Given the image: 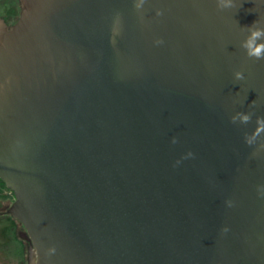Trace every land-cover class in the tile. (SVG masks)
Wrapping results in <instances>:
<instances>
[{"label": "water", "instance_id": "1", "mask_svg": "<svg viewBox=\"0 0 264 264\" xmlns=\"http://www.w3.org/2000/svg\"><path fill=\"white\" fill-rule=\"evenodd\" d=\"M20 3L0 178L33 264H264V0Z\"/></svg>", "mask_w": 264, "mask_h": 264}, {"label": "flooded vegetation", "instance_id": "2", "mask_svg": "<svg viewBox=\"0 0 264 264\" xmlns=\"http://www.w3.org/2000/svg\"><path fill=\"white\" fill-rule=\"evenodd\" d=\"M20 16V0H0V20L11 26ZM15 200V193L0 178V264H33L32 239L25 225L10 213Z\"/></svg>", "mask_w": 264, "mask_h": 264}, {"label": "clouds", "instance_id": "3", "mask_svg": "<svg viewBox=\"0 0 264 264\" xmlns=\"http://www.w3.org/2000/svg\"><path fill=\"white\" fill-rule=\"evenodd\" d=\"M217 6L221 9L234 7V0H217ZM256 21L252 25L248 26L251 29L250 36L244 43L243 47L248 50L249 56H255L257 59L262 58V53H264V43H256V39L260 36H264V28L254 27ZM236 78L238 80L244 79L243 72H236ZM243 119L247 121L248 116H244ZM258 127L254 135H258L261 131H264V118H257Z\"/></svg>", "mask_w": 264, "mask_h": 264}]
</instances>
